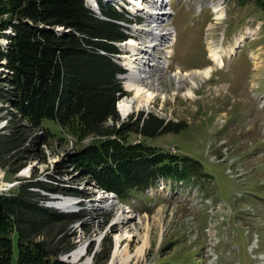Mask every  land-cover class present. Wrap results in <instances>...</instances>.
<instances>
[{
	"label": "rangeland",
	"instance_id": "1",
	"mask_svg": "<svg viewBox=\"0 0 264 264\" xmlns=\"http://www.w3.org/2000/svg\"><path fill=\"white\" fill-rule=\"evenodd\" d=\"M164 2V10L171 13L157 31L176 30L177 36L151 52L155 57L154 77L159 81L156 98L146 106L138 103L126 116L119 112L124 122L140 112L154 113L166 121L185 122L178 132L155 137L129 133L128 141L188 155L202 163L203 174L187 181L158 180L156 186L146 191L135 190L128 199L121 200L100 189L90 176L82 174L79 166L69 163L99 137H76L58 122L44 119L45 130L53 134L46 143V160L33 154L18 173L0 166L5 171L0 180L15 185L11 193L19 187L20 179L49 181L47 177L58 162L69 163L63 185L84 194L47 190L42 193L52 194L55 200L59 196H76L80 201L66 208L72 210L78 205L86 215L84 221L73 223L75 248L86 244L82 257H70L75 264H86L89 258V264H94V253L102 249L108 238L113 243L110 257L101 264H264V9L253 3L240 6L234 0ZM104 3L106 8L108 4ZM214 3L222 9L215 10ZM113 4L116 5L114 0ZM9 17L5 13L0 19ZM132 23L139 25L146 23V19ZM134 25L126 32L139 40L146 39L147 34L134 30ZM152 38L159 43L156 37ZM6 42V38H0L1 47ZM116 44L120 54L131 53L126 43ZM211 46L221 48L223 66L209 57ZM236 46L235 54L230 55ZM167 53L172 55L165 60ZM115 60L124 61L118 57ZM159 61L168 67L158 65ZM208 66L212 70L210 76H197L196 86L187 80L178 83L174 78L177 67L189 72ZM3 76L1 73L0 79ZM121 80L126 90L127 79L124 76ZM188 88L193 89L194 96L187 95ZM126 92V97L134 96V92ZM6 124L0 122V129ZM40 134L38 131L34 136ZM108 204L111 206L107 207ZM12 238V264H18V235L13 234ZM118 238V256L112 261ZM144 244L143 252H138Z\"/></svg>",
	"mask_w": 264,
	"mask_h": 264
},
{
	"label": "trees",
	"instance_id": "2",
	"mask_svg": "<svg viewBox=\"0 0 264 264\" xmlns=\"http://www.w3.org/2000/svg\"><path fill=\"white\" fill-rule=\"evenodd\" d=\"M234 1L264 9V0ZM104 6L99 16L86 0H0V16H10L0 19V38L8 40L0 46L5 70L0 80L8 86L0 88L6 104L0 106V122H7L0 129V166L18 173L33 154L45 161L53 134L43 120L50 119L73 136L99 137L69 163L121 200L156 186L160 179L200 177L204 167L199 160L128 141L129 133L155 137L178 132L186 123L143 112L126 122L121 119L117 105L127 92L119 75L126 70L115 57L120 53L116 43L129 38L119 21L128 19L111 5ZM40 130L42 135L35 137ZM67 163L58 162L49 181L20 179L16 190L0 193V264H12L15 233L18 264H75L60 257L75 248L73 223L86 215L47 207L46 201L54 198L42 193L84 194L59 185L66 183ZM112 244L110 238L105 240L94 253V264L108 261Z\"/></svg>",
	"mask_w": 264,
	"mask_h": 264
},
{
	"label": "bare ground",
	"instance_id": "3",
	"mask_svg": "<svg viewBox=\"0 0 264 264\" xmlns=\"http://www.w3.org/2000/svg\"><path fill=\"white\" fill-rule=\"evenodd\" d=\"M164 1L165 0H137V1L131 0L129 2V4L127 5L129 11H131L132 13H142L144 18L146 19V23L134 25V30H136V31L138 30L139 32L142 31L145 34H147L148 37L146 39L144 38V39H140V40L136 37H129L127 39V41L123 43V44L126 43L125 47L128 48L127 50H129V52H131V53H126V55L124 54L120 57V59L122 58L121 60H124V61H122V64L128 66V68H129L127 73L124 74L125 79H127L126 80V88L128 91L134 92L133 97L123 96L118 101L119 102L118 103L119 109L124 116L129 114L135 107H137L138 103H139L138 104L139 106H146V105H149V103H151L156 98V95H157L156 91L159 89V87H158L159 81H158V78H156L157 76L154 74V72L156 71V68L153 67L154 66L153 64H155L153 62V59L155 57H154V55H151V52L158 45L168 42L169 39L170 40H172V39L176 40V36H177L176 30L174 31L175 33H172V32H165L164 33V32H158L157 31L161 27L162 22H165L166 18L168 17V15L170 16V13H171L170 11L164 10L165 9V2ZM90 4L97 11H99V12L102 11L100 4L96 3L95 1L90 0ZM214 7H215V10L217 7L218 11H219V8L222 9V7L217 3H214ZM161 18H162V20H160ZM8 31L10 32V30H8ZM171 36H173V37H171ZM151 37H156V40L159 41V43H156L153 40L154 38L151 39ZM242 41H244V38ZM7 42H8V40H7ZM7 42H6V44H7ZM146 42H148V44H146ZM236 48H238V47L236 46L235 48L231 49L230 55L235 54ZM209 49H210L209 50V53H210L209 57L213 60V62H216V63L220 64L221 66H223L224 65V61L222 59L223 55L220 54L221 48L211 46ZM129 54H136V56L139 54V56L132 57ZM171 55L172 54L167 53L165 60H168L167 57L171 56ZM2 63L5 64V61H2ZM159 64H162L165 68L168 67V65L166 63H164L163 61H159L158 65ZM177 68H179V67H177ZM177 68H176V71L174 74V78L176 79V81L178 83H181L184 80H187V81L192 82L194 84V86H196V77L197 76L209 77L210 71H212L210 69L211 67H209V66L206 68H203V69H194V70L189 71V72L188 71L187 72L182 71L180 68L179 69H177ZM2 70H3V72H1V73L4 74V72H5L4 68H2V69L0 68V71H2ZM129 70H130V72H129ZM154 76H156V77H154ZM1 84L2 85H0V88L7 90L8 86L3 84V83H1ZM187 95L194 96V92H193L192 88H188ZM0 106H4L1 102V100H0ZM26 170H24V172H26ZM3 174L5 175V171L2 167H0V175H3ZM4 175L2 177H4ZM64 178H66V177H64ZM59 185H62L64 187H71V186H68V184L63 185V184L59 183ZM10 186L11 185L9 183H6L5 181L0 180V189H9ZM111 194H113V193H111ZM59 197H61V198H57L59 200H55V201L57 203L56 206L61 210H63L64 208L73 207L74 204L79 203V200H76L77 199L76 196L73 198H69L66 196H59ZM61 199H69V200H66L63 202ZM70 199H73L76 202L71 201ZM53 202H54V200L48 201L47 202L48 204H46V205L51 207ZM110 206H111V204L107 205V207H110ZM120 242H121V238H118L115 249L113 250V253L111 256L112 261H114L116 259V257L118 256ZM144 246H145V244L139 248L138 252H143ZM85 248H86V244H84V243L80 244L78 247H76L72 251L71 256H73L75 260H78L80 257H82L84 255ZM89 263H90V258L86 261V264H89Z\"/></svg>",
	"mask_w": 264,
	"mask_h": 264
},
{
	"label": "water",
	"instance_id": "4",
	"mask_svg": "<svg viewBox=\"0 0 264 264\" xmlns=\"http://www.w3.org/2000/svg\"><path fill=\"white\" fill-rule=\"evenodd\" d=\"M53 205H55V203H53ZM71 255H72L71 252L65 254L64 257L62 258V260L66 261V262L76 263V261H74L72 258L69 259V257Z\"/></svg>",
	"mask_w": 264,
	"mask_h": 264
},
{
	"label": "built area",
	"instance_id": "5",
	"mask_svg": "<svg viewBox=\"0 0 264 264\" xmlns=\"http://www.w3.org/2000/svg\"><path fill=\"white\" fill-rule=\"evenodd\" d=\"M172 150H175V148H173ZM174 152V151H173ZM15 187V185H11V188H9V189H0V193H8L12 188H14ZM10 193V192H9Z\"/></svg>",
	"mask_w": 264,
	"mask_h": 264
}]
</instances>
